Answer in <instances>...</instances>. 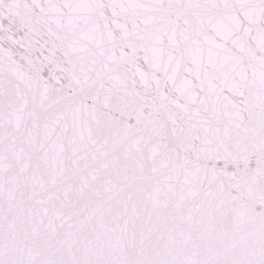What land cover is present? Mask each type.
Wrapping results in <instances>:
<instances>
[{
	"label": "snow or ice",
	"instance_id": "1",
	"mask_svg": "<svg viewBox=\"0 0 264 264\" xmlns=\"http://www.w3.org/2000/svg\"><path fill=\"white\" fill-rule=\"evenodd\" d=\"M0 264H264V0H0Z\"/></svg>",
	"mask_w": 264,
	"mask_h": 264
}]
</instances>
